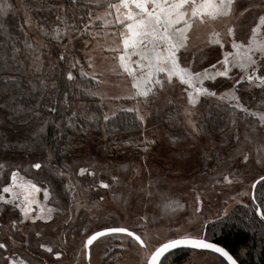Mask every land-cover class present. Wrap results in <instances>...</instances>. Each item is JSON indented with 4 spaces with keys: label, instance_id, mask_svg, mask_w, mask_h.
<instances>
[{
    "label": "rangeland",
    "instance_id": "obj_1",
    "mask_svg": "<svg viewBox=\"0 0 264 264\" xmlns=\"http://www.w3.org/2000/svg\"><path fill=\"white\" fill-rule=\"evenodd\" d=\"M15 2L17 14L24 17L25 11L28 10L26 4L23 0ZM240 2L243 7L238 9V16L243 8L248 7L250 0ZM252 2L258 3L259 0ZM257 12L256 8H252L236 21L238 25L241 22L243 24V30L239 28L237 30L238 36L244 37L258 22ZM24 27L30 38L38 47H42L46 54L43 60L42 53L39 54L44 66L42 67L43 64L41 67L34 66L36 71L46 77L49 86L37 111L36 120L42 116L52 117V122L54 121L55 125L59 124L64 133L70 122L68 120L70 104L59 94L58 87L52 88V84L55 83L56 86L59 84L54 76L55 70L58 71V75H62L63 72L66 76L67 71L73 73L74 60L79 61L76 67L80 72L83 70L89 76L90 73L95 74L97 79L102 81L97 85L96 92L102 94L99 98L103 102L105 114L111 115L113 111L117 112L135 105V101L113 99L117 95H127L128 81L124 76L111 71L112 54L103 51L95 41L87 48L85 41L89 39L88 37L74 39L71 43L67 41L54 43L52 40L49 43L48 36L39 31L33 20L32 27L26 25ZM205 41L206 36L202 32L199 40H193L191 54L187 55L188 60L195 58L193 67L196 71L215 63L221 58L223 51L230 50L229 45H226L225 49H220L218 46L206 45ZM100 44H105V41L101 40ZM200 50H203V55L200 54ZM61 52L66 56L64 61L58 60ZM88 56L92 57V69L87 67ZM238 72V69H233L231 75L238 78L236 75ZM233 83L234 79L225 80L218 77L215 81H205L204 86L219 95L228 90ZM236 94L241 97L240 102L250 112H264V89L244 83L243 86L236 85ZM169 101L175 102L180 120L179 124L173 121L171 124L179 125L180 128L177 126L169 128L170 125L161 119ZM206 102H212L215 107H219L217 110L220 108L223 110L227 117L224 125H220L219 128L213 124L207 126L209 119L206 114L209 110L206 109L204 112ZM51 107H56L58 111H50ZM139 107L140 115L144 116L142 131L112 139L109 144L112 150L108 149L105 152L97 136L69 135L68 143L72 144L70 148L73 152L67 159L70 165L67 170L51 164L49 155L21 153L0 155V163L5 165L0 169V188L8 183L7 177L11 168L19 166L20 174L26 179H32L38 186L50 189L51 197H54L53 204H58L60 209L54 216V222L37 221L33 224L26 220L14 232L11 229V222L20 217L19 209L0 202V242L9 244L8 251L0 250V264H4V257L13 249L29 259L32 264H47L48 260L54 264H140L137 246L129 245L117 235L100 237L94 241L90 246V261L83 258V241L93 231L104 226H128L138 234L142 230L143 233H148L153 241L174 238L184 233L192 236L202 235L209 220H215L223 215L225 210L228 213L234 206L251 199V185L253 180L258 178V167L249 165L246 169L243 167L238 169L240 173L238 179L242 184H237L235 180L229 184L223 180V176L228 175L232 165V159L226 154L235 156L238 152L234 147L236 135L240 136V147L244 150L250 148L254 153L257 147H264L260 143L264 139V129L260 128L258 116L230 108L226 101L221 102L215 97L202 96L194 106H190L181 87L169 88L166 92L158 93L148 108L142 105ZM186 109L192 111L191 117L186 114ZM189 118L192 124L188 122ZM249 124L253 125L256 131V141L246 144V128ZM193 125L196 126V131L193 130ZM3 128L9 137L18 138L27 133V129L14 127L6 122ZM152 141L155 143H151ZM110 152L116 155H109ZM136 153L138 155H135ZM209 156L212 159H208ZM33 163H41L42 168L39 170L31 168ZM50 164L56 170L65 172V175L61 177L54 170H50ZM81 168L85 169L83 175L78 174ZM113 177L117 178L116 181ZM102 182L109 184L110 187L108 189L101 187ZM69 185L75 188L74 192L68 190ZM242 190L249 192L250 195H239ZM67 192L68 197H64ZM197 195L201 199L200 212L195 211ZM36 197L44 203L43 192L37 193ZM69 216L70 221L65 223ZM36 231L41 233L40 237L35 236ZM10 235L13 236L15 244L8 240ZM22 237L29 239L28 245L21 246ZM38 243L51 246L53 253L39 249ZM111 248L115 251L110 255ZM56 251L62 252L61 257H55ZM179 264L221 263L211 255L197 250L190 251L187 258Z\"/></svg>",
    "mask_w": 264,
    "mask_h": 264
},
{
    "label": "snow or ice",
    "instance_id": "obj_2",
    "mask_svg": "<svg viewBox=\"0 0 264 264\" xmlns=\"http://www.w3.org/2000/svg\"><path fill=\"white\" fill-rule=\"evenodd\" d=\"M11 3H0V17H5L13 9ZM243 7L240 0H28L24 13V22L21 26L23 33V47H19L17 42L10 45V51L13 53L11 59L24 55L27 51L32 57V63L29 67L39 64V49L35 48L28 40V33L24 31V26L32 27V20L29 12L39 14L48 12L54 14L55 26L46 29L45 25L39 20L37 27L41 33L51 36L52 39L71 43L74 39H83L85 47L94 41L103 51L111 53L112 69L117 75L124 76L127 81V95L115 96V100L135 101L131 108L122 109L125 112L136 113L138 119L143 122L144 116L140 115V107H150L158 93L166 92L169 88L181 87L182 92L186 94L187 104L194 106L198 98L202 96L215 97L221 102H227L228 106L238 109L252 116H258L259 125L264 129V112H250L240 101L241 97L236 94V85L243 86L246 83L255 88L264 89V0L258 3L250 0L248 7L237 15L238 9ZM252 8L258 10V22H256L244 37L238 36V28L243 30L242 22L238 25L237 20L249 12ZM206 36V45L218 46L225 49L226 45L230 50L222 52L221 58L215 63H211L206 68L196 71L193 67L195 58L188 60L187 55L191 54L190 49L193 47V40H199L201 34ZM104 40L105 44L101 45L100 41ZM91 51V49L89 50ZM203 55V50H200ZM66 56L63 52L58 56L59 61H64ZM89 63L87 67L93 68L92 57L88 56ZM79 64L74 60L72 67ZM233 69H238L236 74L238 78L231 75ZM118 70V71H117ZM63 74V73H62ZM83 70L81 75H83ZM91 79L97 83L95 74H91ZM225 80L234 79L231 87L221 92L219 95L214 90L205 87V81H215L217 78ZM68 81L74 79L71 71L66 72ZM16 77L9 75L4 81L5 90L8 84L18 87ZM42 87L47 88L45 79L40 80ZM55 83L52 88L55 89ZM90 95L100 96V92H90ZM15 100V96L11 97ZM65 99L67 94L65 93ZM171 103V101H169ZM17 116L25 119V113L31 114L32 117L38 115L34 108H26L21 104L16 105ZM50 111L57 112L56 107H51ZM186 114L191 117L192 111L186 109ZM77 116L76 112L72 113ZM117 115L115 111L111 115H103V121L107 125L112 118ZM89 120L97 119L88 117ZM188 122L192 124L189 118ZM46 121H41L38 125L30 130L27 137L28 144L25 150L32 148L35 151L46 150L49 153V159L52 157L51 146L47 143L44 135ZM69 127L72 123L69 122ZM59 128L60 125L58 124ZM193 130L197 128L193 125ZM247 135L245 143H254L256 141V131L253 125L249 124L246 128ZM234 147L238 150L235 156L228 155L232 159V165L228 175L223 176V180L229 184L233 180L237 184H242L238 179L240 167L259 168V173H264V147H257L253 153L249 148L244 150L240 147L241 138L236 135ZM151 143H155L152 141ZM264 145V139L260 141ZM6 147L11 148L9 144ZM208 159H212L211 156ZM5 165L0 163V169ZM33 169H41V163L31 164ZM235 169V171H233ZM61 177L65 172L58 171ZM85 169H79V175H83ZM258 173V179H254L251 185L256 189L259 184L264 187V174ZM91 175V173H89ZM231 177V178H230ZM116 177L113 180L116 181ZM8 183L0 188V202L5 205L11 204L14 208L19 209L20 217L11 222V229L15 232L19 225H23L26 220L33 224L37 221H53L54 216L59 212V205L53 204L54 197H51L48 187H40L32 179H26L20 174L19 166L12 167L7 177ZM219 183V181H217ZM101 187L108 189L109 184L101 183ZM68 190L75 191V188L68 186ZM43 192V201L37 199L36 194ZM7 194V195H5ZM151 195V193H149ZM241 196L250 195L247 191H241ZM51 197V198H50ZM103 200V197L100 198ZM235 199V197H232ZM252 203L255 205L253 212L259 222L264 225V200L256 203L255 194H251ZM196 212L201 211L200 196L196 197ZM166 205V210H167ZM174 210V209H173ZM224 215H227L225 210ZM71 217L65 221L68 223ZM220 219V217H217ZM117 235L122 241L129 245L137 246V252L140 257V264H164L166 253L170 250L187 247L193 250L210 251L222 257L221 264H238V258L235 257L228 249L220 246L218 243L210 242L202 235L192 236L188 233L178 235L175 238H164L163 240H152L148 233H139L128 226H104L100 230L93 231L83 241V258L90 261V246L100 237ZM36 237H40L39 231L35 232ZM9 241L15 244L13 236L8 237ZM29 239L22 237V245H28ZM123 247V244L121 245ZM38 248L48 253H53V248L45 243H38ZM0 250H9V244L0 242ZM56 258L61 257L62 252L54 253ZM4 264H32V262L17 253L15 249L9 251L8 256L4 257Z\"/></svg>",
    "mask_w": 264,
    "mask_h": 264
},
{
    "label": "trees",
    "instance_id": "obj_3",
    "mask_svg": "<svg viewBox=\"0 0 264 264\" xmlns=\"http://www.w3.org/2000/svg\"><path fill=\"white\" fill-rule=\"evenodd\" d=\"M15 1L16 0H0V3H11L14 6L7 16L0 17V155H8L9 153L36 156L49 155L46 150L35 151L32 148H28L27 151L25 150V146L28 144L27 137L29 136L30 130L41 121L47 122L44 127V135L53 153L50 162L51 164L53 163L56 168L60 166L65 170L70 167L67 159H69L70 153L72 154L73 152V149L70 148L72 144L68 143L69 135L74 137L83 135L97 136L102 142V149L106 152L108 149H113L109 146L112 139L118 136L122 137L140 133L144 123L138 119L134 112L118 110L116 112L117 115L105 125L103 121L105 110L103 109L101 98L89 94L90 92H96L98 83L96 80L91 79V75L89 76L85 73L81 75L78 67L73 68L74 79L72 81H68L63 74L58 75V71H54V76L59 82L58 86H56L58 87L59 94L63 95L64 99L65 93L67 94V99L65 100L70 104L68 120L72 123V127L67 125L63 133L61 127L58 128L57 124L55 125L53 123L54 121L52 122V117L42 116V118L36 120V116L32 117L31 114L25 113V119L22 120L17 116V104H21L26 108H34L37 112L49 86L47 88L42 87L40 80H46V77L42 76L39 71L28 66L31 64L32 57L27 51H25L24 55L17 56L16 59H11L13 53L10 51V45L19 41L18 46L23 47L24 39L23 33L20 30L24 22V17L17 14V2ZM23 2L26 5L28 4V0H23ZM29 14L35 26L38 20L45 25L46 29H51L55 26L54 14L48 12L39 14H32L29 12ZM24 31H26L25 27ZM27 38L35 48L39 49L38 54H40V52L42 53L43 60L46 55L45 51L42 50V47H38L35 44L29 34ZM47 38H49L47 40L49 43L51 40L54 41V43L56 42L51 36ZM39 62L40 64L37 66L41 67L43 61L42 63L41 60ZM43 66L44 64L42 67ZM9 75H13L17 78L16 84L18 87L8 84V90L6 91L4 81L7 80ZM46 82L48 85L47 80ZM222 83H224V81L221 82V84ZM13 96H15V100L11 99ZM203 101L207 100L203 99ZM204 105L206 106L204 112L206 109L209 110L208 114H206L207 119H209L207 121V126L210 127V125L213 124L216 128H219L220 125H224L227 117L223 113V110H220L221 108L217 110L219 107H215V104L212 102H206ZM73 110L77 113V116L72 115ZM92 116L97 119L89 120L88 117ZM215 116L218 117L215 118ZM161 119L170 125L168 126L169 128H175L176 126L180 128L179 125L172 126L171 124L172 121L176 124L180 122L174 101L167 103ZM5 122L14 127L25 128L27 129V133L18 138L9 137L3 128ZM9 144L12 146L11 148L6 147ZM109 155L116 154L110 152ZM135 155L138 154L136 153ZM51 164L49 169L54 170V166ZM254 191L256 203L264 200V187L258 184ZM61 192L63 191L61 190ZM64 197H68V192ZM254 207L255 205L252 203V200L249 199L245 201L244 204L234 206L226 216L223 214L219 216L220 219L209 220V222L205 224V237L228 249L238 258V264H264V225L254 216ZM140 233H143V231L141 230ZM113 251L110 252V255ZM190 251L194 250L186 248L173 250L165 255L167 259L162 257V260H164V264H179L187 258ZM202 252L209 256L211 255L216 261L221 263L222 258L219 257V255L206 251Z\"/></svg>",
    "mask_w": 264,
    "mask_h": 264
},
{
    "label": "water",
    "instance_id": "obj_4",
    "mask_svg": "<svg viewBox=\"0 0 264 264\" xmlns=\"http://www.w3.org/2000/svg\"><path fill=\"white\" fill-rule=\"evenodd\" d=\"M258 178H259V177H258ZM258 178H257V179H258ZM253 191H254V189L251 188V194L254 193ZM99 230H100V229H99ZM174 238H175V237H174ZM209 241H210V242H214V241H212V240H210V239H209ZM214 243H215V242H214ZM185 248H186V249H191V248H187V247H181V248H177V249H173V250L185 249ZM173 250H170V252H172ZM192 250H193V249H192ZM196 251H197V250H196ZM202 251H204V250H202ZM170 252H169V253H170ZM206 252H210V251H206ZM166 254H168V253H166ZM166 254H165V255H166ZM216 255H218V254H216ZM221 258H222V257H221ZM222 259H223V258H222Z\"/></svg>",
    "mask_w": 264,
    "mask_h": 264
},
{
    "label": "flooded vegetation",
    "instance_id": "obj_5",
    "mask_svg": "<svg viewBox=\"0 0 264 264\" xmlns=\"http://www.w3.org/2000/svg\"><path fill=\"white\" fill-rule=\"evenodd\" d=\"M253 192L255 193V191H253ZM202 236L205 237V231H204V230H203ZM112 249H113V248H111V251L114 250V249H113V250H112ZM111 251H110V252H111ZM194 251H196V250H194ZM199 251H202V250H199ZM203 253H204V252H203ZM46 259H47V258H46ZM46 263H47V264H54V263H52L50 260L46 261Z\"/></svg>",
    "mask_w": 264,
    "mask_h": 264
}]
</instances>
